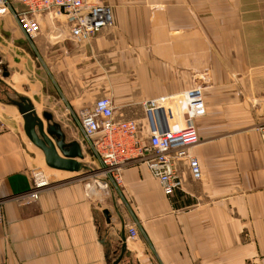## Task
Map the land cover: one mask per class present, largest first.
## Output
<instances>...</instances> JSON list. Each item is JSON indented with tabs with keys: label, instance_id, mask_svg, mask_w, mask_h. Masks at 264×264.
I'll use <instances>...</instances> for the list:
<instances>
[{
	"label": "crops",
	"instance_id": "obj_1",
	"mask_svg": "<svg viewBox=\"0 0 264 264\" xmlns=\"http://www.w3.org/2000/svg\"><path fill=\"white\" fill-rule=\"evenodd\" d=\"M108 1L113 26L81 44L44 33L31 41L0 18V264H264V0H205L214 13L202 34L179 0ZM199 72L209 76L190 150L200 180L185 162L171 196L136 162L107 190L85 176L99 163L81 109L108 96L115 119L143 124V101L191 88ZM21 98L80 144L82 172L45 165L23 130ZM182 106L172 104L180 123ZM40 164L58 183L35 201L17 198Z\"/></svg>",
	"mask_w": 264,
	"mask_h": 264
},
{
	"label": "built area",
	"instance_id": "obj_2",
	"mask_svg": "<svg viewBox=\"0 0 264 264\" xmlns=\"http://www.w3.org/2000/svg\"><path fill=\"white\" fill-rule=\"evenodd\" d=\"M11 16L22 33L31 41L44 33L68 36L81 44L101 30L113 26L111 7L103 0H0V18ZM46 22L45 31L42 26ZM182 102V122L174 114L172 104ZM144 123L115 119L111 97L103 96L81 109L76 118L84 139L89 143V157L96 184L107 190L110 184L120 186L121 171L127 164H143L157 180L167 196L181 189L177 163L187 164L193 180H200L202 171L191 148L198 143L194 120L205 114L203 88L194 85L176 95L160 96L142 102ZM264 150V125L259 128ZM31 185L17 198L35 201L47 188L56 185V178L47 168L37 166L30 171ZM127 238L136 240L135 224L127 226Z\"/></svg>",
	"mask_w": 264,
	"mask_h": 264
},
{
	"label": "water",
	"instance_id": "obj_3",
	"mask_svg": "<svg viewBox=\"0 0 264 264\" xmlns=\"http://www.w3.org/2000/svg\"><path fill=\"white\" fill-rule=\"evenodd\" d=\"M15 105L22 116L25 135L42 152L45 165L54 170L82 172L80 161L84 158V154L80 144L75 140L66 142V135L61 125L53 120L52 114L43 112L41 117L38 116L26 98H21V101L15 102ZM103 214L109 223L107 210H104ZM121 259L122 256L116 259L114 264H119ZM129 264L133 263L129 262Z\"/></svg>",
	"mask_w": 264,
	"mask_h": 264
},
{
	"label": "rangeland",
	"instance_id": "obj_4",
	"mask_svg": "<svg viewBox=\"0 0 264 264\" xmlns=\"http://www.w3.org/2000/svg\"><path fill=\"white\" fill-rule=\"evenodd\" d=\"M103 1L105 3H109L108 0H103ZM164 1H167V0H164ZM169 1H171V0H169ZM179 1L181 2V4L189 5L193 9H195L193 13L195 14V17H196V31H198L199 33L202 34V32L205 31V27L203 25L204 16L206 14H208V16L212 17V15L214 13L213 10H210L208 5L204 6V4L206 2L205 0H179ZM247 4L248 3H243L244 7L248 8ZM196 44H197V48H199L200 45H202V44H199V43H196ZM232 77H234V76H232ZM208 82H209V76H207L205 73H200V72L197 73L196 82H195L196 85H199L202 88H204L205 86H207ZM38 166H41L42 168H45L41 164L38 165ZM98 166H99V164H98ZM93 174L94 173L92 171L85 172V176L86 177H88V176L90 177ZM129 241H134V240H129Z\"/></svg>",
	"mask_w": 264,
	"mask_h": 264
}]
</instances>
